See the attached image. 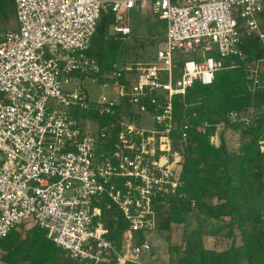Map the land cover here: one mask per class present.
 I'll return each mask as SVG.
<instances>
[{
  "label": "built area",
  "instance_id": "obj_1",
  "mask_svg": "<svg viewBox=\"0 0 264 264\" xmlns=\"http://www.w3.org/2000/svg\"><path fill=\"white\" fill-rule=\"evenodd\" d=\"M14 3L18 28L0 39V240L33 223L78 264H145L158 210L181 186L188 127H177L173 99L196 81L213 84L241 55L242 28L264 48V0ZM147 8L166 24L163 48L150 63L103 71L86 54L102 12L129 37L132 12ZM185 54L193 58L178 65ZM86 81L117 98L89 101ZM133 110L153 129L131 122ZM107 117L116 123L103 126ZM113 133L112 150L100 153ZM116 211L129 227L120 247L110 239Z\"/></svg>",
  "mask_w": 264,
  "mask_h": 264
},
{
  "label": "trees",
  "instance_id": "obj_2",
  "mask_svg": "<svg viewBox=\"0 0 264 264\" xmlns=\"http://www.w3.org/2000/svg\"><path fill=\"white\" fill-rule=\"evenodd\" d=\"M2 3L1 11L6 12ZM10 3L14 9L13 0H9ZM156 20L161 22L160 27L158 30L149 28L148 34L155 37L163 33L161 47L166 39V24ZM113 24L114 16L102 12L97 32L86 52L98 61L103 71L118 68L124 40L132 35V32L129 37L115 34L110 31ZM241 36V55L225 60V68L215 74L212 85L204 86L196 81L185 96L173 99L174 120L179 129L188 127V144L181 186L169 197L168 208L158 210L162 211L156 230L160 234L170 233L173 226L189 225V218L194 216L201 222L224 223L228 228L227 236L232 238V243L224 250L208 249L205 234L197 228L186 237L185 249L177 264H264V85L254 86L247 70L248 65L264 59V48L258 37L243 28ZM191 58L190 54L181 55L176 63L181 65ZM116 120L107 117L100 123L105 126ZM222 124L240 134L237 151L228 147L224 131L220 133V144L212 143L217 126ZM114 142L115 133L100 153L107 151L106 148L112 150ZM113 214L118 220L109 224L110 239L120 247L129 227L120 213ZM136 237L141 236L136 234ZM0 262L78 264L37 226L26 233L14 230L0 240Z\"/></svg>",
  "mask_w": 264,
  "mask_h": 264
},
{
  "label": "rangeland",
  "instance_id": "obj_3",
  "mask_svg": "<svg viewBox=\"0 0 264 264\" xmlns=\"http://www.w3.org/2000/svg\"><path fill=\"white\" fill-rule=\"evenodd\" d=\"M11 1V0H10ZM7 8L9 11V17L5 19L4 17L8 16L7 11H1L3 8L0 6V35L6 32L7 30L16 29L17 19L15 15L14 9L11 7V3L9 4V0H0V3ZM141 9L139 12H132V35L124 40L123 50L118 58V68H122L126 66L125 64H147L153 61V58L156 57L158 49L163 48L160 47V43L163 41L164 34L159 33L155 37L148 34L149 28L160 27L159 21L156 20L155 16L151 12H142ZM7 13L6 15H4ZM264 24V23H263ZM112 26L110 28V31ZM142 43L144 47H142ZM249 75L257 74L259 79V86L264 85V63L259 62L248 65L247 68ZM262 78V79H261ZM260 79L262 81H260ZM84 90H86L89 101L91 102H99L102 96H106L108 98L116 99L117 96L113 91L108 89H103L99 83L94 84L91 81L84 82ZM124 113L126 114L125 118H128L130 112L127 110L128 108L123 107ZM256 111H262L260 109H256ZM255 111V112H256ZM135 110H133L134 115L131 117V122H137L139 127H143L144 129H153V121L149 117L145 119V115L142 116L141 122L138 123V115L135 114ZM83 116H86L85 112L81 113ZM120 119V118H119ZM123 122H127V119H124ZM85 122L83 125V129L87 130L90 128H85ZM97 127L96 123H91V130H95ZM220 128V129H219ZM90 130V131H91ZM224 131L225 140L227 141L228 147L231 150L237 151L240 147L241 139L240 134L238 132H233L230 129H226L224 124L217 126V133L212 138V143L215 145L220 144V133ZM186 153V152H184ZM182 156L184 162V154ZM160 210L159 213H161ZM160 215V214H159ZM160 218V217H159ZM201 223V224H200ZM33 223H26L25 225L19 227L18 231L22 233H26L29 229L33 228ZM200 228L201 231L205 234V246L208 249H217L224 250L229 247L232 243V238H229L228 228L224 223L221 222H201V220L197 219L194 216L189 218V225H181V226H173L172 232H164L163 234L158 233V231H154L151 233L148 238L151 244V253L149 256L147 255L143 260L145 264H177V261L182 256V253L185 249V240L188 234H190L195 229ZM238 235V232H237ZM239 236L237 238V242H239ZM157 256L155 260L154 257ZM0 264H3L0 262Z\"/></svg>",
  "mask_w": 264,
  "mask_h": 264
},
{
  "label": "crops",
  "instance_id": "obj_4",
  "mask_svg": "<svg viewBox=\"0 0 264 264\" xmlns=\"http://www.w3.org/2000/svg\"><path fill=\"white\" fill-rule=\"evenodd\" d=\"M13 2H14V0H13ZM14 11H15V15H16L15 3H14ZM139 11H141V10H138V11H135V12H139ZM147 11L150 12V10H149L148 8L145 9L144 11H142V12H147ZM9 15H10V14H9V12H8V16H6V17H4V18L7 19V18L9 17ZM155 18H156V17H155ZM16 19H17V18H16ZM156 19H157V18H156ZM263 23H264V19H263V22L261 23V26H262V27H264V24H263ZM17 24H18V21H17ZM17 28H18V26H17ZM17 28H16V29L7 30V31H14V30H17ZM7 31H6V32H7ZM6 32H4L3 34H5ZM3 34L0 35V39H1V37H2ZM154 259L156 260V259H157V256H155Z\"/></svg>",
  "mask_w": 264,
  "mask_h": 264
}]
</instances>
